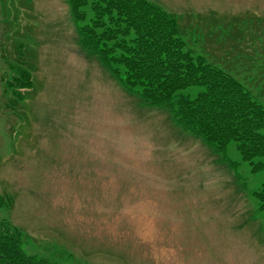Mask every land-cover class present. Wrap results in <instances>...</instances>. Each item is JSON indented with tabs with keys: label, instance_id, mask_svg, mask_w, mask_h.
Wrapping results in <instances>:
<instances>
[{
	"label": "rangeland",
	"instance_id": "374dc122",
	"mask_svg": "<svg viewBox=\"0 0 264 264\" xmlns=\"http://www.w3.org/2000/svg\"><path fill=\"white\" fill-rule=\"evenodd\" d=\"M94 1L76 22L67 0H0V197L13 198L0 205V221L20 228L23 249L48 264H264L255 196L264 170L252 171L234 141L214 152L167 109L127 92L79 42ZM149 1L221 67L225 43L247 33L237 31L244 19L264 18V0ZM16 41L36 72L12 113L3 106L2 67ZM259 43L250 62L257 77Z\"/></svg>",
	"mask_w": 264,
	"mask_h": 264
},
{
	"label": "trees",
	"instance_id": "16d2710c",
	"mask_svg": "<svg viewBox=\"0 0 264 264\" xmlns=\"http://www.w3.org/2000/svg\"><path fill=\"white\" fill-rule=\"evenodd\" d=\"M67 2L73 19L84 21L88 0ZM91 8V22L78 28L79 42L127 92L167 109L181 129L214 152L234 141L252 171L264 170V64L257 77L250 63L262 53L257 40L264 38V18L244 19L246 27L237 31L247 33L235 32L234 42L225 43L230 54L221 67L190 48L177 17L149 0H95ZM26 48L16 41L13 54L3 53V106L12 113L34 88L36 63ZM192 86L202 89L182 92ZM255 196L264 209V184ZM2 204L11 206L13 198L0 197ZM23 240L20 228L0 221V264H48L27 253Z\"/></svg>",
	"mask_w": 264,
	"mask_h": 264
}]
</instances>
